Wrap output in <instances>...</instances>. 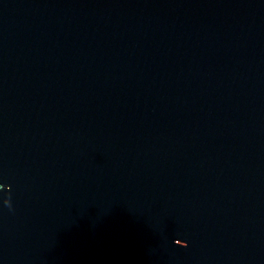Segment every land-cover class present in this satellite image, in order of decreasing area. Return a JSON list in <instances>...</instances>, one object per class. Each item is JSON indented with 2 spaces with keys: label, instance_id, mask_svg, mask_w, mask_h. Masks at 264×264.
<instances>
[{
  "label": "water",
  "instance_id": "water-1",
  "mask_svg": "<svg viewBox=\"0 0 264 264\" xmlns=\"http://www.w3.org/2000/svg\"><path fill=\"white\" fill-rule=\"evenodd\" d=\"M0 264H264V0H0Z\"/></svg>",
  "mask_w": 264,
  "mask_h": 264
},
{
  "label": "clouds",
  "instance_id": "clouds-1",
  "mask_svg": "<svg viewBox=\"0 0 264 264\" xmlns=\"http://www.w3.org/2000/svg\"><path fill=\"white\" fill-rule=\"evenodd\" d=\"M9 207H11V206H9ZM184 247H187V243L185 242V245H184Z\"/></svg>",
  "mask_w": 264,
  "mask_h": 264
}]
</instances>
